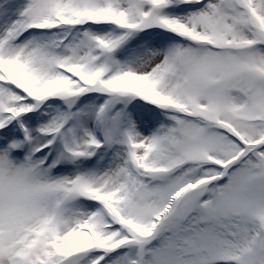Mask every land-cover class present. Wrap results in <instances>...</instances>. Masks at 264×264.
<instances>
[{"label":"snow or ice","instance_id":"snow-or-ice-1","mask_svg":"<svg viewBox=\"0 0 264 264\" xmlns=\"http://www.w3.org/2000/svg\"><path fill=\"white\" fill-rule=\"evenodd\" d=\"M0 264H264V0H0Z\"/></svg>","mask_w":264,"mask_h":264}]
</instances>
